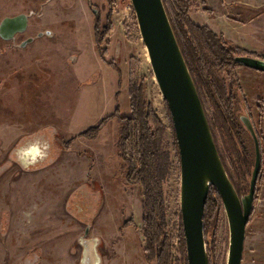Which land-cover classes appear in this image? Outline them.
<instances>
[{
	"label": "rangeland",
	"instance_id": "rangeland-1",
	"mask_svg": "<svg viewBox=\"0 0 264 264\" xmlns=\"http://www.w3.org/2000/svg\"><path fill=\"white\" fill-rule=\"evenodd\" d=\"M215 1L207 12L202 0H191L192 15L233 44L264 55V0ZM19 13L28 15L27 29L12 41L0 38V264H81L84 239L91 242L94 264H159L157 253L147 260L144 250L142 185L127 181L117 150L120 117L131 114L130 80L134 104H150L161 120L163 132L150 139V147L163 230L169 260L184 264L179 158L131 1L0 0V21ZM108 13L111 30L98 41ZM29 37L33 41L20 46ZM234 73L241 86L232 92L234 114L238 118L244 102L261 151L241 264H264V72L236 66ZM201 100L223 165L243 195L254 164L253 140L239 118L242 132L234 140L223 137L203 92ZM113 112L94 135L93 127ZM242 142L246 164L235 155ZM217 194L204 235L209 263L225 264L228 221Z\"/></svg>",
	"mask_w": 264,
	"mask_h": 264
},
{
	"label": "water",
	"instance_id": "water-1",
	"mask_svg": "<svg viewBox=\"0 0 264 264\" xmlns=\"http://www.w3.org/2000/svg\"><path fill=\"white\" fill-rule=\"evenodd\" d=\"M130 1L154 77L169 110L177 141L180 216L186 262L210 264L203 216L208 193L213 186L220 195L228 221V252L225 264H241L245 228L261 168L259 138L249 112L243 102L238 118L253 140L255 158L248 191L239 195L219 155L205 109L163 1ZM27 19L25 13L3 17L0 21V36L5 39L13 38L15 33L25 30ZM25 43L26 41L23 42ZM233 60L242 66L264 72V58L236 55ZM90 253L91 250L87 246L81 264H94V258Z\"/></svg>",
	"mask_w": 264,
	"mask_h": 264
},
{
	"label": "trees",
	"instance_id": "trees-1",
	"mask_svg": "<svg viewBox=\"0 0 264 264\" xmlns=\"http://www.w3.org/2000/svg\"><path fill=\"white\" fill-rule=\"evenodd\" d=\"M162 1L199 97L201 99V92H203L211 101V106L214 110L213 121L217 126L218 133L222 131V136H225L226 139H236L235 135L240 133L241 130L239 128L242 126L239 121L237 122L238 118L234 114L232 92L233 90L238 91L241 86L239 78L234 73V69L238 66V63L233 60V57L246 54L264 58V55H257L255 52L241 48L229 41L222 33H215L200 17L196 18L195 15H192L191 0ZM202 5L205 11L211 12V9L206 6L204 0H202ZM110 30V13H108L107 24L100 35L98 34L99 37L96 40H103ZM109 64H111L110 61ZM133 82V80L129 82L131 114L120 117V140L117 145L118 155L121 157V168L125 171L127 181L130 183H138L139 181L142 185V232L145 240L144 250L146 258L149 260L152 255L157 253L159 264H172L168 255L169 244L166 241L167 239L163 230L164 218L160 211L161 189L160 184L158 186L156 180L155 153L150 147V139L158 140L160 137L158 133L161 135L163 127L161 126V120L155 114L150 104L144 102L141 105L134 104ZM244 99L246 101V98ZM257 107L261 108L262 106L258 104ZM116 110L118 111V109L114 111ZM167 111L176 157L179 158L177 141L168 108ZM114 115L113 112L95 125L92 131L94 135L102 129L105 121ZM208 122L214 137V126L209 119ZM234 145L236 147L235 142ZM240 146L241 148H236L235 155L244 160L246 164L249 162L248 151L242 147L244 146L243 142ZM239 168L242 171V166ZM230 179L237 191L236 183H234L231 176ZM212 193H217L213 186L210 187V192L205 203L203 216L204 231H208L206 228V218L209 206L210 209L215 212L217 211V205L212 198ZM216 196L219 201L218 194ZM182 236V240H180L181 251L184 264H186ZM149 251L151 252V256Z\"/></svg>",
	"mask_w": 264,
	"mask_h": 264
},
{
	"label": "flooded vegetation",
	"instance_id": "flooded-vegetation-1",
	"mask_svg": "<svg viewBox=\"0 0 264 264\" xmlns=\"http://www.w3.org/2000/svg\"><path fill=\"white\" fill-rule=\"evenodd\" d=\"M40 5L42 6V3H40ZM40 6V7H41ZM41 10H42V7H41ZM44 12L42 11V13L40 14V12H39V14L40 15H38V16H43L44 14H43ZM26 14V13H25ZM43 14V15H42ZM16 15V14H15ZM27 15V14H26ZM27 17H28V15H27ZM2 20V19H1ZM28 23H29V18L27 19V26H26V28H25V30L27 29V27H28ZM17 33H20V32H17ZM17 33H15V35H14V37L13 38H9V39H5V38H2L1 36H0V38L2 39V40H4V41H9V40H11L12 41V39H14L15 38V36H16V34ZM41 35V32H40V34L38 33V34H36V36H40ZM36 38H38V37H36ZM30 39V40H29ZM24 41H26V43L25 44H23V42ZM24 41H22L21 42V45L20 46H22V45H27L28 43H30L31 41H33V38H31V37H29V38H27V39H25ZM243 55H246V54H243ZM258 57V56H257ZM262 58V57H261ZM238 66H242V65H240V64H238ZM242 67H245V66H242ZM246 68H248V67H246ZM251 69V68H250ZM252 70H255V69H252ZM255 71H258V70H255ZM259 72H262V71H259ZM85 241V242H84ZM84 241H83V245H84V247H85V249H87V246L89 247V250H92V245H91V242H86V240L84 239ZM86 254L88 255V252H86ZM92 257L94 258V256L92 255Z\"/></svg>",
	"mask_w": 264,
	"mask_h": 264
},
{
	"label": "crops",
	"instance_id": "crops-1",
	"mask_svg": "<svg viewBox=\"0 0 264 264\" xmlns=\"http://www.w3.org/2000/svg\"><path fill=\"white\" fill-rule=\"evenodd\" d=\"M219 1H221V0H219ZM240 1H242V0H233V2H231V3H233L234 5H238V4L241 3ZM223 2L226 3L225 0H223ZM205 4H206V2H205ZM216 4H217V3H216L215 0H211V3H210V2L208 3V1H207L206 6L208 5V6L210 7V9H213L212 6H215ZM243 4H246V5H249V6H250V5H253V4L248 3V2H243ZM208 6H207V7H208ZM41 23H42V22H41ZM35 25H36V26H37V25L40 26L41 24L38 22V23H36ZM39 38H40V37H39ZM31 42H32V41H31ZM31 42H30V43H31Z\"/></svg>",
	"mask_w": 264,
	"mask_h": 264
},
{
	"label": "clouds",
	"instance_id": "clouds-1",
	"mask_svg": "<svg viewBox=\"0 0 264 264\" xmlns=\"http://www.w3.org/2000/svg\"><path fill=\"white\" fill-rule=\"evenodd\" d=\"M17 159H18V162H19L22 166H24V167H27V166H28V165H27L22 159L19 158V156L17 157Z\"/></svg>",
	"mask_w": 264,
	"mask_h": 264
},
{
	"label": "bare ground",
	"instance_id": "bare-ground-1",
	"mask_svg": "<svg viewBox=\"0 0 264 264\" xmlns=\"http://www.w3.org/2000/svg\"><path fill=\"white\" fill-rule=\"evenodd\" d=\"M147 55H148V54H147ZM148 59H149V58H148ZM154 79H155V78H154ZM155 81H156V79H155ZM156 85L158 86V84H157V81H156ZM158 88H159V86H158ZM155 90H157V89H156V87H155ZM154 101H155L154 103L157 105V104H158V99H157V98H155V100H154Z\"/></svg>",
	"mask_w": 264,
	"mask_h": 264
}]
</instances>
